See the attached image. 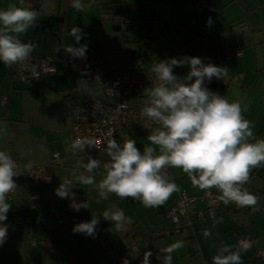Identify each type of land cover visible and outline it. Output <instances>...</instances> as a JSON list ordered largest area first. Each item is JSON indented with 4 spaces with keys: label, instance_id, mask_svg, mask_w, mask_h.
Wrapping results in <instances>:
<instances>
[{
    "label": "crops",
    "instance_id": "1",
    "mask_svg": "<svg viewBox=\"0 0 264 264\" xmlns=\"http://www.w3.org/2000/svg\"><path fill=\"white\" fill-rule=\"evenodd\" d=\"M194 1L94 0L85 11H77L71 6V0H24L23 6L38 11L40 15L37 26L30 28L20 38L35 45L31 56L66 53L64 48L75 43L71 29L77 26L87 34L81 38L80 44H87L88 50L102 56L109 68L132 74L146 71L123 70L122 55L130 54L134 59L144 55L142 49L135 52L134 44H141L148 38L155 39L160 48L171 52L169 58L200 57L205 63L210 58L217 66H222L219 62L222 59L229 64L228 75L222 80L213 78L210 83L206 82V86L227 96L230 101L240 100L248 104L244 115L253 122L256 138L262 139L264 66L256 69L255 65L264 64V30L261 28L260 38L254 39L251 36V19L253 15L255 19H260L263 0L257 4L253 0H231L223 6H218V1L223 0H215V5L210 3V10H204L209 13L202 14L203 24L191 31L195 16L191 19L187 16L191 15ZM84 2L87 4L88 0ZM11 3L19 6V0H0V10ZM206 18L213 21L210 26ZM185 21L187 25L183 24ZM233 23L236 25L231 27ZM125 31L131 45L127 49L123 46ZM254 50L258 56L256 61ZM11 71V67L0 62V150L7 151L18 162L17 172L20 175L14 177L19 185L8 198L12 208L5 222L9 225L8 236L0 246V264H122L123 259L131 261L150 242L156 250L161 251L177 240L185 242V249L173 252L177 264H188V259L196 258L197 253L191 250L199 248V221H194L184 233L157 236L164 230L172 232L171 225L163 222V213L172 205L177 192L164 205L145 208L131 198L121 203L115 194H110L107 200H100L95 186L74 183L72 191L75 192L76 201L88 203V209L79 212L69 206V199L56 194L61 180L84 172L87 154L99 159L102 165L109 159L107 152L93 154L85 151L75 156L68 150L72 141L71 106L84 102L89 96L99 97V86L85 83L82 73L68 69H59L55 74L45 75L40 82L27 85L11 80ZM188 71V66L173 69L178 76H185ZM258 72L263 75L260 81ZM147 93L143 95L147 96ZM3 99L7 100L6 107L1 106ZM130 128L121 131L119 143L149 134L146 129ZM145 146L148 145L143 142V148ZM52 154H59L65 159V165L51 164ZM27 163L42 167L33 185L19 183L26 172ZM168 171L180 190H185L190 196H199L200 192L196 191L197 188L193 187L181 169L168 168ZM102 172V167L97 170V183ZM246 187L259 197L257 206L264 210V177L250 175ZM191 190L193 195L189 194ZM212 190L220 195L217 189ZM33 197L37 199L33 200ZM220 202L221 211L218 209L215 221L222 218L220 227L232 230L233 235V244H230V238L227 241L220 239L221 243L237 245L239 236H247L256 242L255 251L261 249L264 246V223L257 214L262 212L248 214L244 210L232 209L231 203L225 205ZM116 211H123L130 221L124 231H117L111 220L101 217L94 237L73 232L75 224L90 221L92 216L100 217L104 212L112 214ZM227 223L236 229H231ZM189 229L193 230V236L189 235ZM215 232L218 234L216 223ZM161 240L165 247L159 246ZM162 254L163 259L166 254ZM253 255H248L246 264H264Z\"/></svg>",
    "mask_w": 264,
    "mask_h": 264
},
{
    "label": "clouds",
    "instance_id": "2",
    "mask_svg": "<svg viewBox=\"0 0 264 264\" xmlns=\"http://www.w3.org/2000/svg\"><path fill=\"white\" fill-rule=\"evenodd\" d=\"M92 3L94 0H88L87 4L84 0H71V6L77 11H85ZM23 5L24 0H19V6L11 3L0 10V62L8 67L23 64L35 50L33 43L23 42L20 37L37 26L40 13ZM212 23L209 18L207 24ZM86 35L80 27H73L71 36L75 43L64 51L70 57L84 58L88 46L79 42ZM207 59L208 63L200 57L189 56L156 61L151 71L157 82L148 91L142 108L150 146L141 151L134 139H125L122 144L109 139L108 161L102 165L99 159L87 154L84 172L61 180L56 194L69 199V206L76 212L88 209V203L76 201L72 191L74 183L95 186L100 200L115 194L121 200L131 198L145 208H156L180 191L166 172L168 168H178L187 174L193 187L202 191L217 189L219 200L225 205L256 207L259 197L246 185L252 170L264 165V139L256 138L253 123L244 115L248 104L230 101L206 86L213 78L222 80L229 71ZM184 66L189 68L185 76L174 74L175 67ZM97 81L100 83L99 77ZM98 143L95 138L77 136L68 150L75 155ZM101 167L103 172L97 183V170ZM17 168L12 155L0 150V246L8 236L9 225L5 222L12 208L8 198L18 186L14 179L20 175ZM101 217L111 220L117 231L126 230L130 223L123 211L104 212L100 217L92 216L90 221L75 224L73 232L94 237ZM202 235L207 239L212 232L204 229ZM184 246L183 240H177L161 249L166 254L163 264H172V253ZM249 247L248 242L221 244L212 257V264H243L241 253ZM152 255L146 251L141 264H152ZM122 264H130V260L125 258Z\"/></svg>",
    "mask_w": 264,
    "mask_h": 264
},
{
    "label": "built area",
    "instance_id": "3",
    "mask_svg": "<svg viewBox=\"0 0 264 264\" xmlns=\"http://www.w3.org/2000/svg\"><path fill=\"white\" fill-rule=\"evenodd\" d=\"M210 5L205 0H195L193 9L196 11L210 10ZM120 40V38H118ZM56 65L75 72L85 74L87 83L99 86V97L87 98L84 102L71 106L70 133L74 140L77 136L92 137L99 143L92 149L86 148L92 153L106 152L107 141L111 138L118 140L124 128H145L146 118L142 115L147 96H142L157 82L152 71L143 73H128L120 69H109L102 56L94 50L86 51L84 58H74L67 55L54 54L46 57L30 56L23 64L14 65L12 78L20 81H35L42 76L56 72ZM100 79V83L97 81ZM2 107L7 106V100L3 99ZM79 153V152H78ZM78 153L75 154L78 155ZM72 155H74L71 152ZM51 163L55 166L65 165V159L59 154H53ZM26 172L19 179V183L33 185L41 172L40 165L25 164ZM168 174V169H166ZM19 185V184H17ZM18 187V186H17ZM16 191V190H15ZM9 194V198L15 193ZM37 197H33V200ZM220 205L219 194L212 189L202 191L199 196H188L185 191H179L176 201L164 213V219L172 227V232L164 230L157 236H169L171 233H184L192 226L193 214L197 218L205 216L215 221ZM232 209L244 210L248 214H255L259 207H238L231 203ZM200 208H203L202 210ZM185 220V221H184ZM248 242L250 247L241 253L264 261V249L255 251V242L247 236H239L236 244Z\"/></svg>",
    "mask_w": 264,
    "mask_h": 264
},
{
    "label": "rangeland",
    "instance_id": "4",
    "mask_svg": "<svg viewBox=\"0 0 264 264\" xmlns=\"http://www.w3.org/2000/svg\"><path fill=\"white\" fill-rule=\"evenodd\" d=\"M208 1V4L210 5L211 4H214L215 5V0H207ZM221 1V0H220ZM229 1L231 0H223L222 2H219L218 1V6H223L225 4H227ZM255 2V4L259 3L260 1L259 0H253ZM222 3V4H221ZM261 3V2H260ZM193 5V4H192ZM212 5H210L211 7ZM193 7V6H192ZM261 17L260 19L257 17L255 19L254 15L251 19V24H252V37L254 39H259L260 38V31H261V28L264 30V6H262L261 4ZM204 13H209V11H202V12H197L196 10H192L191 12V15L190 16H187L188 19H191L192 16H195V22L194 24L191 26V31L195 30V28L198 26V25H202L203 24V21L201 20V16L202 14ZM208 18H206L207 20ZM243 20V19H241ZM184 25H187L188 22L185 21L183 23ZM233 25H236V23L234 24H231V27ZM224 32H226V30H224ZM256 33V35H254ZM127 31H125L123 33V39H124V42H123V46H125L127 49V47H131V45H129V42L130 40H128V36H127ZM158 34H155L154 36H156ZM120 46V45H118ZM133 46V45H132ZM134 48L136 49L135 52H139L140 49H142V51L144 52V55H139L136 59H134V56L133 55H130V54H123L122 57L124 58L123 59V70H132V71H151L152 69V65L156 62V61H159V60H165V59H169V54L171 52H166V49L165 48H160V45L157 44L156 40L153 39H146L143 41V43H138V44H134ZM125 52L127 50H124ZM130 51V50H129ZM118 53V62H119V52ZM254 54H255V61L256 59L258 58L257 56V52L254 50ZM220 63L222 66H226L228 68V65L226 62H224L222 59H219ZM261 66H264V64L262 63L260 66L256 63L255 67L256 69L261 67ZM263 78V75L260 74V72H258V81L262 80ZM22 83V82H21ZM26 84V83H25ZM27 85V84H26ZM239 92V91H238ZM255 95V92L254 94ZM253 123V122H252ZM134 128H139V129H145V128H142V127H137L135 126ZM131 128H124L123 130H129ZM264 139V137L262 138ZM137 143V147L139 149H142L143 148V142H146L148 146H150V142L147 140V136L146 137H141L139 136L137 139H134ZM256 175L260 176V177H264V165H262L261 167H258V168H255L252 170L251 172V177L252 176H255ZM196 191L199 193L200 190L197 188ZM189 194L193 195V190L189 191ZM118 197V196H117ZM118 200L121 201V203H124L125 200H121L119 197H118ZM132 202V200H130ZM221 208H219V211ZM258 218H261L263 223H264V216L262 214H257ZM248 217V216H246ZM250 217V216H249ZM215 223L217 224V230H218V234L215 232ZM199 225H201V234H199V248L197 247H194V250H191L192 252H196V258H192V259H188V264H192V263H196V262H201L203 264H212V257L216 254L215 252V243H216V248L218 249V247L222 244L220 239H223L224 241H227L228 238H230V244H233V241L232 240V230H223V228L220 227V224L219 223V220H216V222L212 221L211 219H209L208 217H206L205 219H201L199 221ZM227 226H231L230 224L227 223ZM224 227H226L224 225ZM204 229H210L211 232H212V235L209 236L207 239L204 238V236L202 235V231ZM227 229V228H226ZM231 229H236L235 228H231ZM231 231V232H230ZM189 235L193 236V230L192 229H189ZM226 235V236H224ZM180 237H184V236H180ZM160 242V241H158ZM223 244H225L223 242ZM170 245V244H168ZM160 247H165L164 243H163V240H161V243L159 244ZM183 249H185V247H183ZM182 249V250H183ZM179 255V254H178ZM172 260L174 262V264H177V260H176V256L172 253ZM242 258V261H243V264H246L248 262V256H244L242 255L241 256ZM164 259V258H163ZM163 259L161 258L160 260V263L162 264L163 262ZM255 261V260H253ZM249 264H253V262L249 263ZM256 264V263H255Z\"/></svg>",
    "mask_w": 264,
    "mask_h": 264
},
{
    "label": "trees",
    "instance_id": "5",
    "mask_svg": "<svg viewBox=\"0 0 264 264\" xmlns=\"http://www.w3.org/2000/svg\"><path fill=\"white\" fill-rule=\"evenodd\" d=\"M205 1H207V0H205ZM208 2V1H207ZM263 5H264V0H263ZM244 24V23H243ZM53 54H64V53H53ZM33 57H36V56H33ZM39 57V56H38ZM56 67V72L55 73H57L58 72V70L59 69H63L60 65H58V66H55ZM12 68V71H11V73H10V75H9V78L11 79V80H15V81H18V82H22V83H35V82H40V80L44 77V76H42L39 80H37V81H20V80H17V79H14V78H12V73H13V70H14V68H13V66L11 67ZM110 69H116V68H111L110 67ZM118 69V68H117ZM71 71V70H70ZM74 72V71H73ZM55 73H52V74H55ZM75 73H77V72H75ZM52 74H50V75H52ZM83 76H84V74H83ZM217 89L215 88V91H216ZM146 92V91H145ZM144 92V93H145ZM143 93V94H144ZM142 94V96H146V95H143ZM85 151H89V150H85ZM90 152V151H89ZM92 153V152H91ZM78 154H80V153H78ZM94 154V153H93ZM52 157V156H51ZM61 157V156H60ZM50 163H51V159H50ZM19 165V164H18ZM32 165H34V164H32ZM168 175H169V171H168ZM180 191H185V190H180ZM179 192V191H178ZM178 192H177V196H178ZM186 192V191H185ZM201 192V191H200ZM215 192V191H214ZM187 193V192H186ZM217 193V192H216ZM187 195H188V193H187ZM188 196H190V195H188ZM193 197V196H192ZM177 199V197L175 198V200ZM174 200V201H175ZM174 201H173V203H172V205L174 204ZM220 204H221V202H220ZM171 205V206H172ZM219 207H220V205H219ZM219 207H218V209H219ZM262 212V214L264 215V210L263 209H261L260 207H259V211L258 212ZM217 212H218V210H217ZM163 222L165 223V219H164V213H163ZM255 242V241H254ZM255 245H256V242H255ZM262 249H264V246L262 247ZM146 251H151L152 252V257H151V261H152V264H159V259L162 257V251H159V250H156L155 248H154V246H153V243L152 242H150V243H148V245L147 246H145L144 248H142L138 253H137V255L130 261V264H141V261H142V259H143V255H144V253L146 252Z\"/></svg>",
    "mask_w": 264,
    "mask_h": 264
},
{
    "label": "bare ground",
    "instance_id": "6",
    "mask_svg": "<svg viewBox=\"0 0 264 264\" xmlns=\"http://www.w3.org/2000/svg\"><path fill=\"white\" fill-rule=\"evenodd\" d=\"M51 55H54V54H50V55H46V56H51ZM59 55H67V53H64V54H59ZM46 56H39V58L40 57H46ZM58 66V65H57ZM63 69H67V68H63ZM110 69V68H109ZM68 70H70V69H68ZM112 70V69H111ZM114 70V69H113ZM72 71V70H71ZM75 72V71H74ZM55 73V72H54ZM77 73H82V72H77ZM82 74H84V73H82ZM50 75V74H49ZM35 81H37V80H35ZM84 82L85 83H87L86 82V79H85V74H84ZM87 84H90V83H87ZM90 85H97V84H90ZM99 94H100V92H98ZM90 97H96V96H89L88 98H90ZM99 98H101V96H99ZM72 136V135H71ZM119 139V138H118ZM73 140V139H72ZM118 141V140H117ZM80 153V152H79ZM94 154H99V153H94ZM53 155V154H52ZM60 156V155H59ZM18 163V162H17ZM52 164V163H51ZM176 201V200H175ZM174 201V202H175ZM201 210L203 209V208H200ZM206 218V216L204 217V218H197L196 217V215L195 214H193V219H192V224H193V222L194 221H200L201 219H205ZM185 221V220H184Z\"/></svg>",
    "mask_w": 264,
    "mask_h": 264
}]
</instances>
